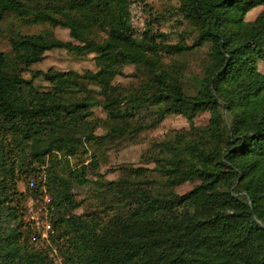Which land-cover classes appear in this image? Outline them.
Listing matches in <instances>:
<instances>
[{"label":"trees","instance_id":"obj_1","mask_svg":"<svg viewBox=\"0 0 264 264\" xmlns=\"http://www.w3.org/2000/svg\"><path fill=\"white\" fill-rule=\"evenodd\" d=\"M129 7L130 0H0V22L12 14L66 29L71 39L22 36L9 40L12 58L0 52V264H54L33 247L36 238L30 242L32 232L20 213L25 196L17 184L30 175L36 178L34 166H44L49 153L65 151L66 160L76 146L94 139L81 122L83 110L96 100H66L67 93L88 85L99 90L114 121L127 125L128 117L151 114L138 132L156 128L170 115L192 122L209 112L210 118L206 127L194 129L196 140L177 139L165 162L158 161L167 187L198 182L181 196H155L126 186L120 191L127 204L124 214L105 220L76 215L81 203L70 180L47 172L50 241L62 264H264V74L257 67L264 62V0L179 1L177 14L193 29V48L208 45L211 51L212 63L193 93L161 69L157 41L163 42L164 35L147 28L141 41L134 39ZM260 7L253 22L245 20ZM163 47L170 55L192 49ZM54 50L94 54L97 71L22 76L23 69ZM124 65L143 69L147 80L131 91L112 86ZM36 78L51 90H36ZM111 133L127 130L116 126ZM60 161L53 155V166ZM70 178L90 182L79 170ZM41 187L29 190L38 196Z\"/></svg>","mask_w":264,"mask_h":264},{"label":"rangeland","instance_id":"obj_2","mask_svg":"<svg viewBox=\"0 0 264 264\" xmlns=\"http://www.w3.org/2000/svg\"><path fill=\"white\" fill-rule=\"evenodd\" d=\"M180 0H130L129 14L130 27L133 30L134 39L141 41L143 33L149 28L152 34H162L166 38L163 42L158 39L160 45L159 57L161 69L167 75L178 78L186 92L193 93L197 90V82L203 76L206 68L212 63L211 51L208 45L193 48L194 34L192 27L177 14ZM34 7V4L30 5ZM262 8H256L249 12L245 20L253 22L262 12ZM39 34L53 36L63 42H71L69 32L60 27H53L47 23H29L26 19H20L12 14H7L0 22V52L12 58L9 46L10 39L22 36H36ZM166 46L192 47L188 52L170 55L165 52ZM94 54L79 56L63 50L47 52L41 62L22 70V76L29 80L32 73L72 71L77 74L84 72H96ZM258 71L264 74V62H258ZM122 75L112 81V86L124 88L125 91L139 88L146 80L147 74L143 69L133 65H124ZM33 85L39 92L50 91V85L41 78H36ZM98 89L91 85L84 87L83 91H70L66 94V100L80 102L95 99L96 102L83 110L84 115L81 124L89 125V134L93 140L88 144L76 146L73 154L66 157L65 151L48 154L44 158V166L37 169L36 178L29 176L17 184L18 193L24 194V201L20 213L23 223L32 232L30 242L36 249L43 250L52 259L54 264H62L60 255L55 250L51 237L53 230L51 219L53 206L50 195L46 192V173H55L64 180H70L74 199L81 203L76 215H94L106 219L119 214H124L127 209L126 201L120 191L139 187L149 191L153 195L173 193L181 196L194 188L198 182H188L181 186L169 188L165 185L166 178L158 168V161L165 162L177 142V139L196 140L198 131L209 124L210 113L202 112L189 122L182 116L170 115L154 129H146L138 132L136 129L148 124L153 118L151 114L142 113L135 118L128 117L127 125L119 120L109 118L103 108L104 98L98 93ZM125 107H122L121 111ZM192 125V127H191ZM125 128V135L111 133L112 127ZM179 140V141H180ZM53 155L61 160L52 165ZM79 170L90 182L80 184L70 178V173ZM33 181L34 187L41 184V195L33 196L29 182ZM50 226V229L48 228Z\"/></svg>","mask_w":264,"mask_h":264},{"label":"built area","instance_id":"obj_3","mask_svg":"<svg viewBox=\"0 0 264 264\" xmlns=\"http://www.w3.org/2000/svg\"><path fill=\"white\" fill-rule=\"evenodd\" d=\"M29 186H30L31 189L34 188V183H33V181H30V182H29ZM48 228L50 229V226H48Z\"/></svg>","mask_w":264,"mask_h":264}]
</instances>
